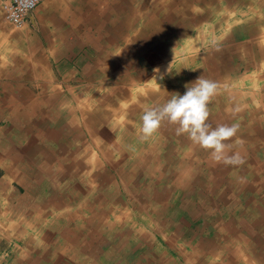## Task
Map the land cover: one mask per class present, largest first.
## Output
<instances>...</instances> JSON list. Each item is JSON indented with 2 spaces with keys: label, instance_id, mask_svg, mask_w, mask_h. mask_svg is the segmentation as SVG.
<instances>
[{
  "label": "rangeland",
  "instance_id": "374dc122",
  "mask_svg": "<svg viewBox=\"0 0 264 264\" xmlns=\"http://www.w3.org/2000/svg\"><path fill=\"white\" fill-rule=\"evenodd\" d=\"M151 1L152 0H67V3H69L67 4L68 6L63 4V8L67 6L70 11L76 9L78 14L81 15L78 17L80 22L79 25L73 27L78 29L79 34L85 35L84 45L88 50H86V54H91L93 49V58H90V60L93 59V63L91 62V64L96 63L97 65L100 63L101 65V71H96V76H94L96 85L94 88L91 86L92 89H90V92H92L91 94H93L94 97L96 96L95 101L93 98H86L84 101L87 104L76 102L78 100L77 95L84 92L89 93L88 89L90 85L85 84L84 86L83 84L82 90L78 88L70 89V105L68 102H65L64 105L57 108L55 107L58 115L61 109V113H67V106H70L75 113L78 109H86V113L83 119H81V122H83L82 125L85 128V133L80 134L78 138L77 129H74V126H68L71 122L73 125H77L78 122L75 120H71L70 123L63 121L64 126L67 125L68 128L64 127L62 131L69 134L70 141L75 140V143L78 142L79 145H77V150L75 148L73 151L70 150V154L68 152L66 153L70 158L64 159L63 156L65 153H63V160H69L66 164L73 167L74 171H72L69 176L64 177L63 180L59 179V185L62 184L64 185L62 187L67 189H75V184L78 183L79 185L77 187H79L81 182L82 193L76 197L78 198V200H76L77 202L74 201L69 204H63L62 200L61 204L56 203L57 206H53L54 210L52 211V215H45L44 218H40L41 220L39 222L35 221V223L32 217L33 211L24 210V207H19L20 195L23 197L26 196L27 199H30V196L34 199L39 195L35 191V185H33V187L29 185L28 191H26V185L22 186L21 194L18 185L14 188L16 191H13V188L11 191L4 190V188L0 186V199L6 201L3 202L6 214L4 213L3 215L0 212V237L10 238L7 245L2 246L0 244V264H9V261L12 262L14 258H20L22 264H115L113 261L107 259L106 252L113 244L111 241L108 240L109 242L103 245L101 253L99 252L100 250L98 251L97 249L100 245L97 241L93 239L92 241L86 242V233H84L83 230L86 227V219L91 218V216L99 210L102 216L101 220L97 218V223H100V221L102 222V229L106 230L116 240H127L126 244H129L132 248L131 254L127 259L129 264H203L204 259H209L208 256H211V253H207V255L204 254L206 257L199 254V258L192 259L189 257L190 251L197 253L199 244L205 245L208 250L213 248L220 249L219 244H213L212 238L221 237L222 233L230 240L227 244L229 245V250L230 247L232 249L237 248L242 253L247 250L246 254H250L258 247L259 253L256 256H252L249 261H251V259L255 263L261 261V257L264 255V210H262L264 209V87L261 89L258 84L261 82L264 86V78L261 77V79H259V75L257 78L252 77V71L244 68L246 64L244 58L227 57L229 56L228 46L229 43H231V40H228V36L233 34V27L226 29L225 26L229 22H235L234 19L231 18L233 12L229 10L228 5L229 3L233 4L236 0H173L175 4L169 13L177 16V26L179 28L182 26V29L177 31L175 26L173 29L174 33H164L162 35L155 34V30L157 29L155 27H147L143 20L147 15L146 13L151 10ZM167 2L168 0H165V4L161 7L162 10H165V5L168 6ZM126 6L128 7L125 11ZM128 8H131V10L129 11ZM223 9L225 11H223ZM63 11H65V9H63L62 12ZM222 11L224 14H222ZM93 12L94 14L90 15V13ZM140 12L141 14H139ZM209 13L211 14L210 17L207 16ZM0 15L5 16L3 0H0ZM212 17L215 20L212 19ZM222 17L224 18L222 19ZM187 18L191 20L189 23L190 27L185 24V22L188 21ZM131 23L134 29L131 26L128 34L121 35L123 28L126 29ZM147 36L150 37L149 40H151L152 43L156 44V47H153L156 51L152 50L148 52L152 53L154 51L153 53H157L160 49L158 53L163 51V55L161 54L160 57L155 55L154 60H150V63H154L152 73L143 74L138 80H134L133 85H130V78L135 69H141L149 62L147 54H145L149 48H147ZM137 39L138 41H136ZM94 46H96V48ZM174 46H176V48ZM219 47L222 48L220 49ZM164 48L166 49L164 50ZM177 51L179 54L175 57L174 52ZM192 58L193 61H191ZM227 60L228 62L226 63ZM94 61L96 62L94 63ZM176 61H181L179 63H181V65L184 64L182 65L183 67L187 66L188 71H184V73L183 71H177L175 73L176 77H174L173 66ZM189 61H191V63ZM111 64H114V66ZM96 65L91 66L93 67ZM83 68H85L84 64L81 66V69ZM157 69L159 72H157ZM118 73H126L124 77H128V79L119 78ZM201 75L207 79L218 82L222 87H220L218 94L213 97L209 104L210 116L208 123L213 127L217 124H237L239 126L236 135L230 141H227V143L232 145L230 154L231 152H236L245 147V150L241 153L242 157H244V162L243 164L235 165V169L231 168L233 165L214 162L209 158V151L193 144L186 135H177L175 126L171 125L170 127V124L167 122L163 123L150 139L142 141L139 137L142 125V108L144 110L149 106L162 105L166 103L174 93L183 95L186 91L185 86L194 82L197 77ZM172 76L173 78H171ZM256 83L258 84L257 86L254 85L255 89L252 84ZM124 86H128V88L124 90L122 88ZM115 90H118L117 97L119 101H117V105L113 103L116 99L107 97L111 95V93H115ZM98 93L102 96L101 102H98V97L100 96ZM112 96L113 95H111V97ZM66 99L68 98H65V100ZM91 99L93 100L92 102ZM94 110H96L97 113ZM249 127L251 128L247 129ZM115 139H118V141L114 144ZM251 139L253 141H251ZM117 142L119 144H125V146H130V144L134 142L136 144L141 143V145L148 144L146 145V149L143 147V152L141 150L139 151L147 155L145 157L146 159L144 158V164L140 162L137 164V159L135 160V158L133 163L129 161L130 167L133 166L131 172L127 171L129 174L130 187L125 176H120V174H118L124 167L116 171L113 169V164L117 163L119 158L126 155V152H124L125 148H116L112 151L113 154L107 153L106 157L101 153V151L107 149L110 144L116 147ZM139 147L142 148L141 146ZM190 150H196L199 153L193 151V153H191ZM244 152L245 155H243ZM95 153H97L96 156H94ZM191 154H198L200 156L197 155L199 161L197 162V160L194 159L189 160L192 159ZM144 155L142 157H144ZM97 158L100 164L93 167L92 161L97 160ZM181 162L182 164H180ZM41 163L43 164V162ZM78 163L83 164L86 168L85 171L88 177V170L91 172L90 177L92 179H90V184L92 186L85 184V181L76 178L74 175V173L76 174L75 169H77ZM255 164L258 166L257 169L254 168L256 166ZM64 166L66 165H62V167ZM103 166H105V168ZM62 167H58V169H63ZM182 167L185 169L192 167L194 170L202 169L201 172L203 173L200 176L206 181V184H200L198 186L196 185L198 180L195 179L193 175H188L186 181L187 184H191L190 187L192 188L190 191L185 190L184 192L182 187L177 185L178 181L176 180V176L178 172L181 171ZM224 167L225 171L221 172ZM155 168L156 170H154ZM58 169L57 167H48L47 169L38 167V178L32 179L31 183L34 184L33 181L35 180L43 183L44 179H48L51 181L49 184L52 185L40 184V186L43 187L41 189H46L47 191L50 186L51 192L54 193V187H58V184H55L56 175L54 172ZM226 172L228 174H226ZM98 173L100 176L97 175ZM4 174V170H0V177H3ZM224 176L228 177V179ZM69 177H72L71 181H69ZM134 177H137V180ZM229 177H236L238 184V186H236L237 188H232L235 191L230 192V194L229 190L231 189L228 188ZM108 180L110 183L115 182L116 185L119 184L117 185V194H119V197L110 207H104V209L107 210L105 211L103 208L97 209L94 203V196L100 193V188L102 186L99 188V184L105 183ZM251 180L252 182H250ZM93 182H96V186L98 185L97 189L93 187ZM187 184L186 187L189 186ZM217 184H220V186ZM249 186L252 187L250 188ZM127 188L131 189L130 193H128L129 189L127 190ZM111 189L113 190V188ZM106 190H110V188ZM58 195L62 196L61 194ZM63 196L67 195L63 194ZM29 207L30 206L27 208ZM157 208L160 210L157 211ZM117 213L118 215L121 214V216L119 215L121 218H119L118 221L115 218ZM111 219L113 223L112 229L109 226ZM81 231L83 234H81ZM71 232L72 234L75 232L74 238L78 239H76L75 242L72 241L73 243L70 247L73 258H71V255H66L60 260L54 261V259H52V261H50L51 257L49 250L52 251V247H54L55 244L54 240L58 241V238L62 236V239H64V237L67 238ZM26 240H28V248L25 244ZM102 244L103 241L100 246H102ZM151 246L155 250L158 249V252L161 251L163 255L159 258H154L151 255L154 250ZM45 248H47L49 256H46L44 252L41 253V250ZM89 253L93 255L89 256ZM94 253L97 255V260L94 259ZM99 254H101V258H98ZM213 257L219 259V262L225 263L226 261L225 255L222 257L221 254H217ZM70 260L74 261L70 262ZM252 261L250 263L255 264ZM121 263L124 262L122 261Z\"/></svg>",
  "mask_w": 264,
  "mask_h": 264
},
{
  "label": "crops",
  "instance_id": "0c3cea01",
  "mask_svg": "<svg viewBox=\"0 0 264 264\" xmlns=\"http://www.w3.org/2000/svg\"><path fill=\"white\" fill-rule=\"evenodd\" d=\"M63 4L67 5L69 3H67V0H43L35 10L32 21L22 27L15 26L7 20L5 16L0 15V170L9 168L12 165L35 170L33 178L28 177L30 170L26 181L22 182L21 179L18 181L16 179L14 184L4 187V190L11 191L13 188V191H16L14 188L18 185L21 194L22 186L26 185L25 188L26 191H28L29 188L27 187L29 185L31 187L35 185V191L39 195L34 199H32L31 196L30 199H26V196L23 197L20 195L19 202V207H24V210L33 211V218L36 216L37 218H44L45 215H52V211L54 210L53 206L56 205H53L54 202L52 198L56 195L51 192L50 186L46 191V189H41L43 187H41L40 184L43 185V183L40 181L36 180L33 182L34 184L31 183L32 179L38 178L37 168L41 167L47 169L48 167H57L58 169V167H62V165H67L66 163H68L69 160L64 161L63 157L64 159L70 158L66 153L70 152V150H75V148L77 150L76 144L79 145L78 142L75 143V140L70 141L69 134L62 131L64 127L68 128L67 125L64 126L63 121L70 123L71 120H75L78 122L77 125H75V129H77V138L80 134L85 133V128L82 125L83 122H81V119H83L86 113L85 109H78L75 113L70 106H67V113L63 114L61 113L62 110H59V115L56 114L55 109L64 105L65 102H68L70 105V89L78 88L82 90L83 84L84 86L85 84L90 85L88 89L89 93H79L80 95H77L78 100L76 102L85 104L86 102L84 99L86 98H93L94 101L96 99V96L94 97V95L91 94L92 92H90V89H92L91 86L94 88L96 85L94 76H96V71L100 70V63L96 65V61H94L95 64H91V62L93 63V59L90 60V58H93V49L91 54H86L87 49L84 45L85 35L79 34L78 29L73 27L79 25L80 22L78 17L81 15L78 14L76 9L70 11L67 7L68 5L63 8ZM263 4L264 0H236L233 4L229 3V10L233 12L231 18H233L235 22H229L225 26L226 29L233 27V34L228 36V40L230 39L231 43H229L228 46L230 48L228 52L229 56L227 57L244 58L246 61L244 68L247 67V70L250 69L249 71H252V77L257 78L259 75V79H261V77L264 78V33H262L264 32ZM63 9H65V11L62 12ZM223 11L225 10L223 9ZM223 11L222 14H224ZM93 14L94 12L90 13V15ZM207 16L210 17L211 14L209 13ZM223 18L224 17H222V19ZM212 19L214 18L212 17ZM149 38L150 37L147 36L148 40ZM136 41H138V39ZM94 47L96 48V46ZM148 47L149 46H147V48ZM159 54L156 53L159 57L161 54L163 55V51ZM178 54V51L174 52L175 57L176 55L178 56ZM191 61H193V58ZM191 61L189 62L191 63ZM227 62L228 60L226 63ZM83 64L85 68L81 69ZM91 65L96 66L92 67ZM111 65L114 66V64ZM182 65L179 61H176L173 66L174 71L187 72V66L183 67ZM153 66L154 63L147 62L144 67L135 69V71H151L153 70ZM133 82L134 80L131 79L129 84L133 85ZM260 83L257 84L261 86L262 89L264 86ZM257 84L252 85L257 86ZM122 88L126 90L128 86ZM115 92L116 94L111 93L114 97L110 95H108V97L116 99L113 103L117 105L119 98L117 97V90H115ZM99 94L100 93H98V95ZM65 98L68 99L65 100ZM63 99L65 101L62 103ZM59 100L61 101L60 103ZM93 100L91 99V102ZM98 100V102L102 101L101 94ZM35 145H38L39 148ZM63 153H65L64 156ZM191 155L192 158L195 156L193 158L194 160L197 159V155ZM41 162H43V164ZM43 181L51 183L48 179H44ZM3 202L6 201L0 199V212L4 215L6 209ZM28 202H30L29 208L25 206ZM55 203L59 202L55 201ZM1 245L3 246L4 243Z\"/></svg>",
  "mask_w": 264,
  "mask_h": 264
},
{
  "label": "bare ground",
  "instance_id": "6f19581e",
  "mask_svg": "<svg viewBox=\"0 0 264 264\" xmlns=\"http://www.w3.org/2000/svg\"><path fill=\"white\" fill-rule=\"evenodd\" d=\"M126 1V0H125ZM199 1V0H198ZM207 1V0H206ZM262 1V0H261ZM132 2V1H131ZM197 2V1H196ZM221 2V1H220ZM108 3V2H107ZM223 3V2H222ZM257 3V2H256ZM165 4V0H157V1H151V4H150V7H151V10H149L148 11V13H146L147 15L145 16V18L143 19L144 21H145V23H146V26L148 27H150V28H156L157 30H155V34H159V35H162V34H166V33H169V34H171L172 32H173V29L175 28V26H176V30L177 31H180L181 29H182V26H181V28H179L178 26H177V16L175 15V14H173V15H171L170 13H169V11L174 7V1L173 0H168V2H167V4H168V6L167 5H165V10H162V8L161 7H163V5ZM172 4V5H171ZM208 4V3H207ZM196 5V4H195ZM225 5V4H224ZM264 5V4H263ZM105 6V5H104ZM180 6H182V5H180ZM205 6V5H204ZM240 6V5H239ZM127 7L128 6H126L125 7V11L127 10ZM130 7V6H129ZM138 7V6H137ZM179 8V7H178ZM181 8V7H180ZM129 9V8H128ZM132 9H133V7H132ZM141 9V8H140ZM131 10V8L129 9V11ZM142 10V9H141ZM145 10V9H144ZM162 10V11H161ZM195 10V9H194ZM211 10V9H210ZM233 10V9H232ZM116 11V10H115ZM259 11V10H258ZM146 12V11H145ZM161 12V13H160ZM209 12V11H208ZM195 13V12H194ZM198 13V12H197ZM232 13V12H231ZM139 14H141V12L139 13ZM213 14V13H212ZM242 14V13H241ZM134 15V14H133ZM206 15V14H205ZM126 16V15H125ZM258 16V15H257ZM197 17V16H196ZM255 17V16H254ZM188 19V18H187ZM231 19V18H230ZM180 21V20H179ZM190 21L191 20H189L188 19V21L187 22H185V24L187 25V26H189L190 24ZM195 21H197V20H195ZM200 21V20H199ZM98 22V21H97ZM101 22H102V20H101ZM117 22H119V21H117ZM124 22V21H123ZM182 22V21H181ZM228 22V21H227ZM236 23H237V21H236ZM98 24V23H97ZM193 24V23H192ZM202 24V23H201ZM218 24V23H217ZM241 24V23H240ZM194 25V24H193ZM248 25V24H247ZM131 26H132V28L134 29V27H133V25H132V23L130 24V25H128L127 27H126V29L125 28H123V31H122V33H121V35L122 34H124V35H126V34H128L129 32H130V29H131ZM186 26V27H187ZM201 26V25H200ZM263 26V25H262ZM179 29H178V28ZM190 27V26H189ZM257 27V26H256ZM196 28V27H195ZM213 28V27H212ZM223 28V27H222ZM172 29V30H171ZM190 29V28H189ZM192 29V28H191ZM228 29V28H227ZM232 29V28H231ZM105 30V29H104ZM196 30H197V28H196ZM260 30V29H259ZM158 31V32H157ZM219 31V30H218ZM249 31V30H248ZM153 33V32H152ZM174 33V32H173ZM197 33V32H196ZM256 33V32H255ZM262 33H264V32H262ZM245 34V33H244ZM260 34V33H259ZM120 36V35H119ZM118 36V37H119ZM168 36V35H167ZM126 37V36H125ZM233 37V36H232ZM248 37H249V35H248ZM105 38V37H104ZM131 38V37H130ZM165 38V37H164ZM103 39V38H102ZM142 39V38H141ZM135 40V39H134ZM185 40V39H184ZM230 40V39H229ZM236 40V39H235ZM132 41V40H131ZM140 41V40H139ZM180 41V40H179ZM113 43V42H112ZM130 43V42H129ZM139 43V42H138ZM137 43V44H138ZM148 44V46H149V48L147 49V51L145 52V54H147V57H148V59H149V62H151L150 60H154V58H155V55H156V53H153L154 51H156V50H154V46L156 47V44L155 43H152V41L151 40H148V42H147ZM163 43V42H162ZM181 43V42H180ZM256 43V42H255ZM203 44V43H202ZM123 45V44H122ZM129 45V44H128ZM127 45V46H128ZM133 45V44H132ZM141 45H142V43H141ZM178 45V44H177ZM217 45V44H216ZM171 46V45H170ZM203 46V45H202ZM252 46V45H251ZM98 47V46H97ZM132 47V46H131ZM138 47V46H137ZM175 48H176V46H174ZM212 47V46H211ZM225 47V46H224ZM223 47V48H224ZM247 47V46H246ZM262 47V46H261ZM113 48H115V47H113ZM127 48V47H126ZM220 48V47H219ZM222 48V47H221ZM220 48V49H221ZM230 48V47H229ZM137 49V48H136ZM166 48H164V50H165ZM209 49V48H208ZM244 49V48H243ZM140 50V49H139ZM152 50H154L152 53H150V52H148V51H152ZM199 50V49H198ZM231 50V49H230ZM247 50H248V48H247ZM263 50V49H262ZM88 51V50H87ZM106 51V50H105ZM158 51V50H157ZM159 51H160V49H159ZM158 51V52H159ZM221 51V50H220ZM245 51V50H244ZM157 52V53H158ZM106 53V52H105ZM172 53V52H171ZM247 53V52H246ZM251 53V52H250ZM136 54H137V52H136ZM159 54V53H158ZM160 55V54H159ZM182 55V54H181ZM191 55V54H190ZM247 55V54H246ZM169 56V55H168ZM196 56V55H195ZM199 56V55H198ZM211 56V55H210ZM240 56V55H239ZM104 57V56H103ZM117 57V56H116ZM137 57V56H136ZM194 57V56H193ZM252 57V56H251ZM254 57V56H253ZM118 58V57H117ZM199 58H201V57H199ZM250 58V57H249ZM23 59V58H22ZM103 59V58H102ZM119 59V58H118ZM163 59V58H162ZM176 59V58H175ZM242 59V58H241ZM248 59V58H247ZM88 60V59H87ZM120 61V60H119ZM160 61V60H159ZM216 61V60H215ZM138 62V61H137ZM166 62H168V61H166ZM172 62V61H171ZM180 62V61H179ZM198 62H199V59H198ZM169 63V62H168ZM175 63V62H174ZM124 64V63H123ZM156 64V63H155ZM165 64V63H164ZM187 64V63H186ZM207 64V63H206ZM224 64V63H223ZM101 66V65H100ZM108 66V65H107ZM127 66V65H126ZM138 66H139V64H138ZM173 66V65H172ZM201 66V65H200ZM209 66V65H208ZM124 67V66H123ZM122 67V68H123ZM159 67V66H158ZM166 67V66H165ZM102 68V67H101ZM110 68V67H109ZM170 68V67H169ZM172 68V67H171ZM183 68V67H182ZM206 68V67H205ZM208 68V67H207ZM247 68V67H246ZM222 69H223V67H222ZM258 69V68H257ZM119 70V69H118ZM197 70V69H196ZM244 70V69H243ZM250 70V69H249ZM99 71V70H98ZM103 71V70H102ZM188 71V70H187ZM198 71V70H197ZM202 71V70H201ZM153 72V70H151V71H144V72H139L138 70H136V71H134L133 73H132V75H131V78L130 79H132V80H138L143 74H145V73H152ZM157 72H159V71H157ZM127 73V72H126ZM125 73V74H126ZM175 73H176V71H174V77H176L175 76ZM183 73H184V71H183ZM193 73V72H192ZM196 73V72H195ZM243 73V72H242ZM247 73V72H246ZM93 74V73H92ZM125 74L124 73H118V75H119V78H124V79H128V77H124L125 76ZM203 74V73H202ZM160 75V74H159ZM248 75V74H247ZM257 75V74H256ZM264 75V74H263ZM24 76V75H23ZM173 76L171 77V78H173ZM249 76V75H248ZM190 77V76H189ZM195 77V76H194ZM237 77V76H236ZM28 78H29V76H28ZM198 78V77H197ZM244 78V77H243ZM248 78V77H247ZM160 79H161V77H160ZM178 79V78H177ZM176 79V80H177ZM242 79V78H241ZM14 80V79H13ZM53 80V79H52ZM218 80H219V78H218ZM222 80V79H221ZM258 81V80H257ZM256 81V82H257ZM156 82V81H155ZM236 82V81H235ZM242 82V81H241ZM245 82V81H244ZM259 82V81H258ZM16 83V82H15ZM157 83V82H156ZM246 83V82H245ZM260 83V82H259ZM264 83V82H263ZM24 84V83H23ZM26 84V83H25ZM117 84V83H116ZM257 84V83H256ZM261 84V83H260ZM18 85V84H17ZM153 85V84H152ZM251 86V85H250ZM6 87V86H5ZM156 87V86H155ZM243 87V86H242ZM241 87V88H242ZM249 87V86H248ZM254 87V86H253ZM252 87V88H253ZM261 87V86H260ZM133 88V87H132ZM222 88V87H221ZM22 89V88H21ZM256 89V88H255ZM263 89V88H262ZM30 90V89H29ZM40 90V89H39ZM243 90V89H242ZM57 91V90H56ZM118 91V90H117ZM122 91H124V90H122ZM166 91V90H165ZM55 92V91H54ZM242 92V91H241ZM17 93V92H16ZM39 93V92H38ZM116 93V92H115ZM119 93V92H118ZM250 93V92H249ZM132 94V93H131ZM68 95V94H67ZM122 95V94H121ZM263 95V94H262ZM69 96H70V94H69ZM111 96V95H110ZM163 96V95H162ZM264 96V95H263ZM60 97V96H59ZM71 97V96H70ZM106 97V96H105ZM108 97V96H107ZM123 97V96H122ZM237 97V96H236ZM20 98V97H19ZM29 99V98H28ZM41 99V98H40ZM71 99V98H70ZM125 99V98H124ZM126 100V99H125ZM248 100V99H247ZM260 100V99H259ZM65 100L63 99V101H62V103L64 102ZM216 101V100H215ZM37 102H39V101H37ZM61 101L59 100V103H60ZM6 103V102H5ZM45 103V102H44ZM12 104V103H11ZM87 104V103H86ZM161 104V103H160ZM212 104H214V103H212ZM242 104V103H241ZM253 104V103H252ZM251 104V105H252ZM261 104V103H260ZM12 105H14V104H12ZM78 105V104H77ZM159 105V104H158ZM254 105V104H253ZM86 106V105H85ZM84 106V107H85ZM82 107V106H81ZM150 107V106H149ZM235 107V106H234ZM233 107V108H234ZM249 107V106H248ZM255 107V106H254ZM91 108V107H90ZM89 108V109H90ZM211 108V107H210ZM237 108V107H236ZM257 108V107H256ZM3 109V108H2ZM123 109V108H122ZM62 110V109H61ZM63 110H64V108H63ZM67 110V109H66ZM65 110V111H66ZM86 110V109H85ZM233 110V109H232ZM142 111H143V108H142ZM220 111V110H219ZM249 111V110H248ZM57 112V111H56ZM97 112V111H96ZM114 112V111H113ZM213 112V111H212ZM239 112V111H238ZM242 112H244V111H242ZM257 112V111H256ZM241 113V112H240ZM239 113V114H240ZM57 114V113H56ZM74 114V113H73ZM246 114V113H245ZM77 115H78V113H77ZM237 115H238V113H237ZM248 115V114H247ZM50 116V115H49ZM63 116V115H62ZM66 116V115H65ZM130 116V115H129ZM245 116V115H244ZM47 117V116H46ZM51 117V116H50ZM82 117V116H81ZM131 117V116H130ZM136 117V116H135ZM220 117V116H219ZM256 117V116H255ZM71 118H73V117H71ZM261 118V117H260ZM55 119H56V117H55ZM98 119H100V118H98ZM105 119V118H104ZM132 119V118H131ZM251 119V118H250ZM66 120V119H65ZM102 120V119H101ZM252 120V119H251ZM250 120V121H251ZM263 120V119H262ZM69 121H70V119H69ZM73 121V120H72ZM32 122V121H31ZM41 122V121H40ZM258 122V121H257ZM262 122V121H261ZM72 123V122H71ZM70 123V125H71V127L72 126H74L75 127V125H73V123L71 124ZM75 123V122H74ZM101 123V122H100ZM141 123V122H140ZM166 123V122H165ZM80 124V123H79ZM102 124V123H101ZM134 124V123H133ZM247 125V124H246ZM34 126V125H33ZM27 127V126H26ZM80 127V126H79ZM170 127H171V125H170ZM242 127V126H241ZM11 128V127H10ZM251 127H249V128H247V129H250ZM75 129V128H74ZM97 129V128H96ZM126 129V128H125ZM134 129V128H133ZM132 129V130H133ZM241 129V128H240ZM6 130V129H5ZM38 130V129H37ZM107 130V129H106ZM120 130V129H119ZM243 130H245V129H243ZM8 131V130H7ZM16 131V130H15ZM55 131V130H54ZM131 131V130H130ZM114 132V131H113ZM123 132V131H122ZM168 133H170V132H168ZM57 134V133H56ZM59 134V133H58ZM166 134H167V132H166ZM14 135V134H13ZM34 135V134H33ZM30 136V135H29ZM45 136V135H44ZM51 136V135H50ZM117 136V135H116ZM163 136V135H162ZM255 136V135H254ZM74 137H76V136H74ZM118 137V136H117ZM121 137V136H120ZM140 137V136H139ZM59 138V137H58ZM150 139V138H149ZM167 139V138H166ZM28 140V139H27ZM55 140V139H54ZM124 140V139H123ZM155 140V139H154ZM164 140V139H163ZM242 140V139H241ZM42 141V140H41ZM58 141V140H57ZM77 141H78V139H77ZM116 141H118V139L116 140L115 139V141L114 142H116ZM157 141V140H156ZM165 141V140H164ZM163 141V142H164ZM251 141H253L252 139H251ZM1 142V141H0ZM162 142V141H161ZM167 142V141H166ZM242 142V141H241ZM8 143V142H7ZM23 143H24V140H23ZM22 143V144H23ZM54 143V142H53ZM87 143V142H86ZM140 143V142H139ZM154 143V142H153ZM153 143H152V145H153ZM244 143H245V141H244ZM260 143H262V142H260ZM5 144V143H4ZM119 143L117 142V144H116V147L114 146V145H111L110 144V146L109 147H107V149H105V150H103V151H101V153L106 157V155H107V153H112L113 154V149H118V148H125V151L124 152H126V155L124 156V157H121V158H119V161L117 162V163H115V164H113V169L116 171V170H119L121 167H124L122 170H120V172L118 173V174H120V176H125V179H126V181H127V183H128V185L130 184V182H129V174H128V172H131L132 170H131V168L133 167V166H131L130 167V165H129V163L131 162V163H133V160H134V158H135V160L137 161V164H138V162H140L141 164L143 163H145L144 161H145V157L147 156V155H144L143 153H140L139 151L141 150H143L144 151V149H143V147H145V149H146V145H148V144H142L141 145V143L140 144H136L135 142L134 143H132L133 144V146H132V144L130 145V146H125V144L123 145V144H119ZM168 144V143H167ZM62 145V144H61ZM35 146H38V145H35ZM47 146V145H46ZM76 146H77V144H76ZM139 146H141L142 148H140ZM159 146V145H158ZM177 146V145H176ZM259 146V145H258ZM64 147V146H63ZM98 147V146H97ZM106 147V146H105ZM25 148V147H24ZM38 148H39V146H38ZM86 148V147H85ZM189 148V147H188ZM245 147H243V149H241V150H238L239 152H240V154L245 150L244 149ZM41 149V148H40ZM88 149V148H87ZM252 149V148H251ZM82 150V149H81ZM247 150V149H246ZM259 150V149H258ZM36 151V150H35ZM42 151H44V150H42ZM80 151V150H79ZM142 151V152H143ZM191 151V150H190ZM193 152H195V153H199L198 151H196V150H192ZM191 151V152H192ZM202 151V150H201ZM22 152H23V150H22ZM81 152V151H80ZM80 152H78V153H80ZM95 152H96V150H95ZM118 152V151H117ZM33 153V152H32ZM69 154H70V152H68ZM83 153V152H82ZM90 153V152H89ZM89 153H87V154H89ZM97 153H98V151H97ZM97 153H95L94 154V156H96L97 155ZM148 153H149V150H148ZM206 153H208V152H206ZM205 153V154H206ZM28 154V153H27ZM135 156H134V155ZM156 154V153H155ZM170 154V153H169ZM183 154V153H182ZM31 155V154H30ZM46 155V154H45ZM77 155V154H76ZM144 155V157H142ZM158 155V154H157ZM198 155V154H197ZM243 155H245V152L243 153ZM257 155V154H256ZM99 156V155H98ZM199 156V155H198ZM22 157V156H21ZM195 157V156H194ZM193 157V158H194ZM200 157V156H199ZM11 158V157H10ZM95 158V157H94ZM101 158V157H100ZM145 158V159H144ZM153 158H154V156H153ZM184 158V157H183ZM187 158V157H186ZM192 158V159H193ZM210 158V157H209ZM244 158V157H243ZM58 159V158H57ZM152 159V158H151ZM182 159V158H181ZM192 159H189V160H192ZM203 159V158H202ZM207 159V158H206ZM20 160V159H19ZM185 160V159H184ZM197 160V162L199 161L198 159H196ZM204 160V159H203ZM208 160V159H207ZM4 161V160H3ZM15 161V160H14ZM34 161V160H33ZM57 161V160H56ZM130 161V162H129ZM205 161V160H204ZM261 161V160H260ZM17 162V161H16ZM24 162H25V160H24ZM29 162H30V160H29ZM55 162V161H54ZM53 162V163H54ZM183 162V161H182ZM182 162L180 163V164H182ZM206 162V161H205ZM6 163V162H5ZM102 163V162H101ZM135 163V162H134ZM202 163V162H201ZM11 164V163H10ZM91 164V163H90ZM98 164H100V162L98 161V158H97V160H94V161H92V165H93V167H95L96 165H98ZM198 164V163H197ZM78 166L76 167L77 169H75V172H76V174L74 173V175L76 176V178H78V179H81V180H83V181H85V184H89L90 186H92L91 184H90V179H92L90 176H91V172L88 170V173H89V177H88V174H87V172L85 171L86 170V168L83 166V164H81V163H78L77 164ZM126 165V166H125ZM256 165V164H255ZM72 166V165H71ZM141 166V165H140ZM146 166V165H145ZM30 167V166H29ZM90 167V166H89ZM104 168H105V166H103ZM257 165L254 167L255 169H257ZM41 168V167H40ZM83 168H85V169H83ZM142 168V167H141ZM168 168V167H167ZM176 168H177V165H176ZM232 169H235V166H233V167H231ZM74 168L73 167H70V165H66V166H64L63 167V169H58V170H56L55 172H54V174L57 176V179H56V183L55 184H58V187H54V195H56V197H52L53 198V205H55L56 203H55V201H60L59 203L61 204V201L63 200V204L65 203V204H69V203H71V202H74V201H76V200H78V198H76L77 196H79V194L80 193H82V186H81V182H80V186L79 187H77L79 184L77 183V184H75V189L74 188H65V187H62V186H64V185H59L60 184V180H63L64 179V177H66V176H69V174H71L72 173V171H74L73 170ZM138 169V168H137ZM143 169V168H142ZM170 169V168H169ZM184 169V170H183ZM4 170H5V174H4V176L2 177H0V186L2 187V188H4V187H6L7 185H11V184H14L15 182H16V179H17V181L19 180V179H21L22 180V182H24V181H26V179H27V175L29 174V171L31 170V169H29V168H21V167H15V166H11V167H9V168H4ZM94 170V169H93ZM92 170V171H93ZM97 170V169H96ZM134 170V169H133ZM154 170H156V168L154 169ZM172 170V169H171ZM170 170V171H171ZM202 170V169H201ZM201 170L200 169H196V170H194V169H192V167H190L189 169H185V168H183L182 167V169H181V171H179L178 172V174H177V176H176V180L178 181V183H177V185H179V187H182V189L184 190V192H185V190L186 191H190L191 190V188L192 187H190V185L191 184H187V181H186V179H187V176L189 175H193L194 177H195V179H197L198 180V182H197V184L196 185H200V184H206L205 182V180H203V178L200 176L203 172H201ZM128 171V172H127ZM216 171V170H215ZM225 171V167L224 168H222V171L221 172H224ZM210 172V171H209ZM229 172V171H228ZM34 173H35V170H31L30 171V174H29V176L28 177H30V178H33V176H34ZM115 173V172H114ZM220 174V173H219ZM226 174H228L227 172H226ZM225 174V175H226ZM73 175V174H72ZM98 176H100V174L98 173L97 174ZM96 175V176H97ZM102 175V174H101ZM12 176H15V177H12ZM41 176V175H40ZM207 176V175H206ZM5 177H6V179H5ZM72 177H74V176H72ZM72 177H69L70 179H69V181H71V179H72ZM172 177V176H171ZM199 177H201V178H199ZM225 177V176H224ZM122 178V177H121ZM135 178V177H134ZM137 178V177H136ZM135 178V179H136ZM162 178V177H161ZM169 178V177H168ZM206 178V177H205ZM226 179H228V177H225ZM3 179V180H2ZM60 179V180H59ZM66 179V178H65ZM94 179H95V177H94ZM114 179V178H113ZM117 179V178H116ZM120 179V178H119ZM123 179V178H122ZM150 179V178H149ZM6 180V181H5ZM118 180V179H117ZM137 180V179H136ZM221 180H222V178H221ZM36 181V180H35ZM93 181V180H92ZM97 181V180H96ZM132 181V180H131ZM34 182V181H33ZM166 182V181H165ZM250 182H252V180L250 181ZM44 184H49V183H47L46 181H44L43 182ZM142 183V182H141ZM143 184V183H142ZM186 184L187 185H189V186H187L186 187ZM208 184V183H207ZM253 184V183H252ZM49 185H52V184H49ZM117 185H119V184H117ZM117 185L115 184V182L114 183H110V181L108 180L107 182H105V183H100L99 184V188H100V186H102L101 188H100V193L99 194H96L95 196H94V199H95V205H96V207H97V209H102L103 208V210H105V211H107L106 209H104V207H110V205H112L114 202H115V200L119 197V194H117V192H118V189H117ZM218 186H220V184H217ZM208 186V185H207ZM227 186V185H226ZM225 186V187H226ZM236 186H238V184H237V180H236V177H229V184H228V188L229 189H231V190H229V194H230V192H232V191H235L234 189H232L233 187H236ZM81 187V188H80ZM93 187L95 188L96 187V189L98 188V185L96 186V182H93ZM129 187H130V185H129ZM175 187V186H174ZM250 187V186H249ZM252 187V186H251ZM250 187V188H251ZM28 188V187H27ZM56 188V189H55ZM90 188V187H89ZM107 188H110V190H106ZM111 188H113V190L111 189ZM152 188V187H151ZM224 188V187H223ZM237 188V187H236ZM91 189V188H90ZM122 189V188H121ZM124 189V188H123ZM129 189V192L128 191H126V192H128V193H130L131 192V189L130 188H127V190ZM138 189V188H137ZM207 189V188H206ZM255 189V188H254ZM240 191V190H239ZM245 191V190H244ZM133 192H134V189H133ZM228 192V191H227ZM251 192V191H250ZM66 194L67 196H63V194ZM91 193V192H90ZM89 193V194H90ZM142 193V192H141ZM165 193H167V192H165ZM240 193V192H239ZM58 194H61L62 196H60V195H58ZM95 194V193H94ZM234 194V193H233ZM260 194V193H259ZM51 195V194H50ZM84 195V194H83ZM152 195V194H151ZM139 196V195H138ZM236 196V195H235ZM238 196V195H237ZM248 196V195H247ZM253 196V195H252ZM50 198V197H49ZM146 198V197H145ZM243 198V197H242ZM254 198V197H253ZM26 199H27V197H26ZM179 200V199H178ZM177 200V201H178ZM196 200V199H195ZM46 201V200H45ZM133 201H134V199H133ZM161 201V200H160ZM77 202V201H76ZM125 202V201H124ZM130 202H132V201H130ZM194 203H196V202H194ZM255 203V202H254ZM129 204V203H128ZM263 204V203H262ZM161 205V204H160ZM172 205V204H171ZM195 205V204H194ZM204 205V204H203ZM25 206H30V202H28L27 203V205H25ZM143 206V205H142ZM141 206V207H142ZM145 206V205H144ZM162 206V205H161ZM175 206V205H174ZM232 206V205H231ZM34 207V206H33ZM128 207V206H127ZM134 207V206H133ZM168 207V206H167ZM181 207V206H180ZM21 208V207H20ZM90 208V207H89ZM152 208V207H151ZM173 208V207H172ZM262 208V207H261ZM16 209V208H15ZM88 209V208H87ZM109 209V208H108ZM114 209V208H113ZM143 209V208H142ZM168 209V208H167ZM170 209V208H169ZM229 209V208H228ZM19 210V209H18ZM151 210V209H150ZM160 209L159 208H157V211H159ZM262 210H264V209H262ZM30 211H32V210H30ZM140 211H141V209H140ZM78 212V211H77ZM142 212V211H141ZM155 212V211H154ZM170 212V211H169ZM49 213V212H48ZM86 213V212H85ZM104 213V212H103ZM136 213V212H135ZM262 213V212H261ZM41 214V213H40ZM53 214V213H52ZM81 214V213H80ZM129 214V213H128ZM168 214V213H167ZM30 215V214H29ZM120 216H121V214H119ZM118 215V213H117V215H116V219H117V221H118V219L119 218H121L120 216ZM254 215V214H253ZM256 215V214H255ZM3 216V215H2ZM27 216V215H26ZM101 211L99 210L98 212H96L93 216H91V218H87L86 219V227L83 229L84 230V233H86L85 235H86V242H88V241H92L93 239H94V241H97L98 242V244H100L101 245V242L103 241V244H102V246H98L97 247V249H98V251L101 253V251H102V249H103V245H105V243L106 242H109V241H111V243H113L112 244V246H111V248L106 252L107 253V259H109V260H111V261H113L115 264H129L128 262H127V259H128V257L130 256V254H131V251H132V248L129 246V244H126V242H127V240H119V239H115V238H113L112 237V235H110L106 230H103L102 229V226H101V221H100V223H97L98 221H97V218L99 219L100 218V220H101ZM236 216V215H235ZM264 216V215H263ZM13 217V216H12ZM153 217V216H152ZM230 217V216H229ZM239 217V216H238ZM262 217V216H261ZM27 218V217H26ZM25 218V219H26ZM40 218L41 217H39V218H37V216L33 219V222H35V221H37V222H39L40 221ZM146 218V217H145ZM234 218V217H233ZM39 219V220H38ZM83 219V218H82ZM142 219V218H141ZM143 219H144V217H143ZM240 219V218H239ZM263 219V218H262ZM62 220V219H61ZM115 220V219H114ZM149 220V219H148ZM151 220V219H150ZM235 220V219H234ZM245 220V219H244ZM250 220V219H249ZM63 221V220H62ZM108 221H109V219H108ZM123 221V220H122ZM236 221V220H235ZM247 221V220H246ZM25 222V221H24ZM233 222V221H232ZM242 222V221H241ZM250 222V221H249ZM36 223V222H35ZM110 224H109V226H110V228L112 229V227H113V223H112V219H111V221L109 222ZM124 223V222H123ZM122 223V224H123ZM230 223V222H229ZM245 223V222H244ZM247 223V222H246ZM75 224V223H74ZM82 224V223H81ZM108 224V223H107ZM200 224V223H199ZM125 225V224H124ZM140 225V224H139ZM229 225V224H228ZM140 226H142V225H140ZM153 226V225H152ZM190 226V225H189ZM73 227H75V226H73ZM121 227V226H120ZM143 227V226H142ZM71 228V227H70ZM77 228V227H76ZM253 228V227H252ZM35 229V228H34ZM145 229V228H144ZM196 229V228H195ZM224 229V228H223ZM228 229V228H227ZM33 230V229H32ZM77 230V229H76ZM87 230V231H86ZM188 230V229H187ZM186 230V231H187ZM111 231V230H110ZM136 231V230H135ZM164 231V230H163ZM222 231V230H221ZM224 231V230H223ZM256 231V230H255ZM76 232V231H75ZM75 232H74V234H75ZM82 232V231H81ZM123 232V231H122ZM224 232H226V231H224ZM230 232V231H229ZM253 232V231H252ZM64 233H65V231H64ZM135 233V232H134ZM147 233V232H146ZM163 233V232H162ZM74 234H72V232L69 234V237H64V239H62V237H59L57 240L58 241H55L54 240V242H55V244H54V247H52V251L51 250H49V253H50V261H52V259H54V261H57V260H60L61 258H63L64 256H66V255H71V252H70V247H71V244L73 243L72 241H74L75 242V240L77 239V238H74ZM81 234H83V232L81 233ZM121 234V233H120ZM167 234V233H166ZM142 236H143V234H142ZM190 236V235H189ZM250 236V235H249ZM254 236V235H253ZM121 237V236H120ZM126 237V236H125ZM124 237V238H125ZM251 237V236H250ZM33 238V237H32ZM176 238V237H175ZM27 239V238H26ZM52 239V238H51ZM133 239V238H132ZM10 240V238H3V237H0V244H2V243H4V245H7L8 244V241ZM78 240V239H77ZM109 240V241H108ZM153 240V239H152ZM169 240V239H168ZM28 240H26L25 241V244H26V247L28 248V242H27ZM41 241V240H40ZM48 241V240H47ZM208 241V240H207ZM210 241V240H209ZM135 242V241H134ZM212 242H213V244L214 245H220V249L218 248V249H209L208 250V248L205 246V245H200L199 244V247H198V252L197 253H194V252H191L190 251V254H189V257L190 258H192V259H194V258H199V254L200 255H202L203 257H206V256H204V254L205 255H207V253H211V256H208V258L209 259H204V263L203 264H251L250 262L252 261V259H251V261H249V259L250 258H252V256H256L259 252H258V247L253 251V252H251L250 254H246L247 253V250L244 252V253H242V252H240L237 248H231L230 247V250H229V245H227L229 242H230V240H229V238H227L223 233H222V235H221V237H214V238H212ZM48 243V242H47ZM139 243H140V241H139ZM177 243V242H176ZM210 243V242H209ZM257 243H258V241H257ZM79 244V243H78ZM90 244V243H89ZM138 244V243H137ZM149 245H151V244H149ZM207 245V244H206ZM91 246V245H90ZM152 246H153V244H152ZM151 246V247H152ZM25 247V248H26ZM133 247V246H132ZM138 248V247H137ZM140 248V247H139ZM153 248V247H152ZM212 248V247H211ZM154 249V248H153ZM181 249V248H180ZM240 249V248H239ZM83 250V249H82ZM87 250H88V248H87ZM106 250V249H105ZM33 251V250H32ZM48 250H47V248H45L44 250H41V253L42 252H44V254L46 255V256H49V253L47 252ZM75 251V250H74ZM73 251V252H74ZM92 251V250H91ZM94 251H96V250H94ZM97 252V251H96ZM95 252V253H96ZM17 253V252H16ZM15 253V254H16ZM31 253V252H30ZM29 253V254H30ZM94 253V259H96L97 260V255ZM133 253V252H132ZM22 254V253H21ZM217 254H221V256L223 257L224 255L226 256L225 258H226V261H225V263H223V262H219L218 260L219 259H216V258H214L213 256H215V255H217ZM228 254V255H227ZM246 254V255H245ZM93 255V254H92ZM92 255H90V253H89V256H92ZM151 255L154 257V258H159V257H161L163 254H162V252L160 251V252H158V249H154L153 251H152V253H151ZM32 256V255H31ZM12 257H14V256H12ZM69 257V256H68ZM102 256H101V254H99V257L98 258H101ZM187 257V256H186ZM188 257V258H189ZM71 258H73V256L71 255ZM70 258V259H71ZM180 258V257H179ZM263 260H264V255H262V257H261ZM161 259V258H160ZM159 259V260H160ZM258 259V258H257ZM261 259V261H258L257 263H255L254 261H252L253 263H255V264H264V262H263V260ZM156 260V259H155ZM27 261H28V259H27ZM71 261H74V260H70V262ZM95 261V260H94ZM115 261H117V262H115ZM124 262V263H121V262ZM14 262V263H13ZM64 262V261H63ZM162 262V261H161ZM45 263H46V261H45ZM65 263V262H64ZM164 263V262H163ZM9 264H22V260L20 259V258H14L13 259V261L12 262H10L9 261ZM28 264V263H27ZM29 264H31V263H29ZM160 264V263H159ZM191 264V263H190Z\"/></svg>",
  "mask_w": 264,
  "mask_h": 264
},
{
  "label": "clouds",
  "instance_id": "9594fccd",
  "mask_svg": "<svg viewBox=\"0 0 264 264\" xmlns=\"http://www.w3.org/2000/svg\"><path fill=\"white\" fill-rule=\"evenodd\" d=\"M185 87L183 95L174 93L166 103L143 110L140 139L148 140L167 122L175 126L177 135H186L193 144L209 151L214 162L233 166L243 164L240 152L230 154L232 145L227 143L236 135L239 126L217 124L213 127L208 123L209 104L218 94L220 84L201 75Z\"/></svg>",
  "mask_w": 264,
  "mask_h": 264
},
{
  "label": "built area",
  "instance_id": "2783aa9c",
  "mask_svg": "<svg viewBox=\"0 0 264 264\" xmlns=\"http://www.w3.org/2000/svg\"><path fill=\"white\" fill-rule=\"evenodd\" d=\"M7 20L22 27L34 18V12L43 0H3Z\"/></svg>",
  "mask_w": 264,
  "mask_h": 264
}]
</instances>
